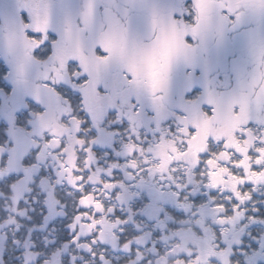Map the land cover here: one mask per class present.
<instances>
[{"label": "snow or ice", "instance_id": "6c2138e0", "mask_svg": "<svg viewBox=\"0 0 264 264\" xmlns=\"http://www.w3.org/2000/svg\"><path fill=\"white\" fill-rule=\"evenodd\" d=\"M0 264H264V0H0Z\"/></svg>", "mask_w": 264, "mask_h": 264}]
</instances>
